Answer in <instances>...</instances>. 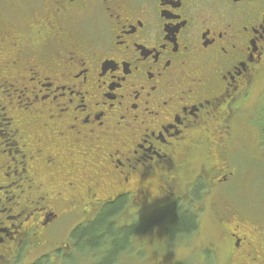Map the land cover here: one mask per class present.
I'll use <instances>...</instances> for the list:
<instances>
[{
	"label": "flooded vegetation",
	"instance_id": "af4514ba",
	"mask_svg": "<svg viewBox=\"0 0 264 264\" xmlns=\"http://www.w3.org/2000/svg\"><path fill=\"white\" fill-rule=\"evenodd\" d=\"M262 38L264 0H0V264L193 194L221 202L217 264H264V219L230 197L264 173Z\"/></svg>",
	"mask_w": 264,
	"mask_h": 264
},
{
	"label": "trees",
	"instance_id": "16d2710c",
	"mask_svg": "<svg viewBox=\"0 0 264 264\" xmlns=\"http://www.w3.org/2000/svg\"><path fill=\"white\" fill-rule=\"evenodd\" d=\"M260 189L261 190L257 193L261 194V197L263 198V182ZM246 194L249 193L237 192L236 194L230 195L231 199H233L236 204L231 203L229 199L228 202L241 210L244 209L248 211L253 218L264 219V210L254 208L251 211L248 210L251 208L244 205L245 203L243 202H246V200H243V197L249 196ZM236 195L239 196L238 199L233 198ZM197 196L198 195L194 194L189 196L186 203L183 200H180L176 201V203L170 204L169 206L164 205L147 212L142 219H139L130 226L123 228L117 227L115 223L110 221L113 217V213L119 209L118 207L120 204L117 203L106 206L95 217L93 222L88 223L85 227H79L74 231L77 235V246L82 250L80 255H82V257L87 256L89 258L91 256L93 258H98V260L94 261L92 264H120L121 262L126 261H120V259L129 257L130 252L134 250L135 246H137V250H140L141 245L143 246V242H145L149 236L161 233L164 237L165 244L171 246L172 248L178 246L179 243L187 241V243H189L187 250L190 252V257L188 259H193V255L195 256L198 254V259L194 264H207L206 261L208 259L209 264H217L215 254H211L210 249L206 247L213 239L210 237H204L205 240L203 243H195V237H197L201 229L203 214L207 213V215L212 218V222L215 224L213 220L216 217L215 214H219V209L217 210V208L221 202H219V204L215 203L210 198L208 200L206 199L207 201L205 202L203 199L201 203L200 201H197V204H199V206H201L202 203L206 204L205 207L207 208L205 210L199 209V206L197 207L196 205H192L195 198L200 200ZM182 204L191 206V209L186 210L182 207ZM136 241H140V249H138ZM190 243H192L193 246H190ZM170 250H168V252ZM73 257L71 256L66 260ZM182 260L183 259L179 262Z\"/></svg>",
	"mask_w": 264,
	"mask_h": 264
},
{
	"label": "rangeland",
	"instance_id": "374dc122",
	"mask_svg": "<svg viewBox=\"0 0 264 264\" xmlns=\"http://www.w3.org/2000/svg\"><path fill=\"white\" fill-rule=\"evenodd\" d=\"M264 89L263 84H258L257 87H254L252 96L250 97L249 101L245 103V107H251L252 109L249 111V114L245 116V121H251L252 114L256 113L255 121H258L257 117L259 119L264 118V96H259L258 92L259 90ZM264 91V90H263ZM258 104L260 107L255 109L252 104ZM261 109V110H260ZM263 110V111H262ZM239 162L242 166L246 165V158L243 157L241 154L239 157ZM259 166H256V173H259L260 169ZM262 173V172H261ZM255 180V191L256 192H250L248 197H243V200L245 199L246 202L244 205L252 208H256L258 210H264V197H261V194H258L257 192L261 190L262 182L264 183V173L260 174V178L258 174L254 178ZM254 191V190H252ZM261 193V192H260ZM235 199H238L239 196H234ZM242 200V196H241ZM212 218L207 215V213L202 215V222H201V229L199 231V234L197 235L195 243H203L205 238L204 237H210L214 239L213 236H215V228H213V222L211 220ZM61 223H64L61 221ZM191 242V241H190ZM179 243L178 246H175V248H172L169 245L165 244L164 237L161 233H156L151 236H149L145 242H143V246L141 245V249L137 250V246L134 247V250L130 252L129 257L121 258L120 261L126 260L125 262H121L120 264H194L195 261L198 259V254L195 256L193 255V259H188L190 257V252L187 250V246L189 243ZM190 246H193L192 243H190ZM172 248V249H171ZM171 249V250H170ZM168 250H170L168 252ZM67 258H61L56 259L58 263L56 264H92L94 261H97L98 258L93 257H87L82 255H75L73 258H70L69 260H66ZM181 259H183L181 262H179ZM188 259V260H187ZM30 259H27L26 256L20 260L18 264H27ZM163 262V263H162ZM207 264H209V259L206 261Z\"/></svg>",
	"mask_w": 264,
	"mask_h": 264
},
{
	"label": "snow or ice",
	"instance_id": "6c2138e0",
	"mask_svg": "<svg viewBox=\"0 0 264 264\" xmlns=\"http://www.w3.org/2000/svg\"><path fill=\"white\" fill-rule=\"evenodd\" d=\"M262 39H264V38H262Z\"/></svg>",
	"mask_w": 264,
	"mask_h": 264
}]
</instances>
